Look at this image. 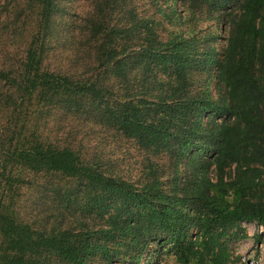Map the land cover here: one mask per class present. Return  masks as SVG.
<instances>
[{
  "label": "trees",
  "instance_id": "1",
  "mask_svg": "<svg viewBox=\"0 0 264 264\" xmlns=\"http://www.w3.org/2000/svg\"><path fill=\"white\" fill-rule=\"evenodd\" d=\"M171 1L93 0L69 22L62 0H4L0 264H155L156 246L236 264L241 223L264 227V0ZM199 20L224 25L222 49ZM62 114L67 137L47 129ZM105 134L138 165L106 157Z\"/></svg>",
  "mask_w": 264,
  "mask_h": 264
},
{
  "label": "rangeland",
  "instance_id": "2",
  "mask_svg": "<svg viewBox=\"0 0 264 264\" xmlns=\"http://www.w3.org/2000/svg\"><path fill=\"white\" fill-rule=\"evenodd\" d=\"M92 1L93 0H62V3L70 13L68 14L70 17L67 18L68 21L72 22L78 20L83 15V13L91 7ZM239 1L240 0H233L229 6L232 7L237 5ZM171 2L177 5L178 11H181V0H174ZM3 5L4 0H0V14H2L1 9L3 8ZM154 10L155 7H152L150 12H153ZM162 18L164 19L163 15ZM165 24L168 30L177 29V27L185 29L187 22L184 21L183 23H170L169 26L168 19H165ZM196 26L194 28L195 31L200 30L202 31L203 35L208 33L211 37L210 33H215V35L218 36L215 45L219 49H222L224 45L223 24H219L216 20H207L206 22L199 20L196 23ZM67 53L68 52L63 51L61 56H66ZM0 60H2L1 54ZM214 73V70H212L211 77L208 73H206V71L202 72L201 70H195L193 72V76L195 77L193 91H204L207 94L218 97L216 78L213 76ZM78 123L79 121L77 119H73L71 115L62 114L60 119L58 118L56 121L51 122L47 129L51 132H56V135H59L60 137H67V134L71 131V127L74 128ZM94 137L95 136H93L92 133L91 138L88 139H94ZM98 143L100 148L105 150L106 157H109L114 161H118L120 167L126 168L130 164L138 165V163H136V159L141 156V153L131 141L126 139L120 140L119 138L113 137L111 134H105L101 138V141L100 138H98ZM33 193L34 189H28L25 191V197L27 201L30 200V198L33 196ZM27 205H30V203H27ZM241 225L245 228L247 236L239 240H234L231 243L233 256L241 257L236 264H241L242 262L247 264H264V227L254 222H242ZM258 234L261 235V238L257 236ZM148 258L155 264H178L174 258V255L172 253H167L162 246H156Z\"/></svg>",
  "mask_w": 264,
  "mask_h": 264
}]
</instances>
